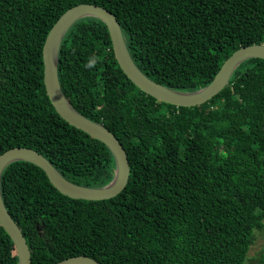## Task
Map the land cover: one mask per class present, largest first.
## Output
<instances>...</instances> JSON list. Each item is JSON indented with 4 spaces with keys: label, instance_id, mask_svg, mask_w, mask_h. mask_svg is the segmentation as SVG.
<instances>
[{
    "label": "trees",
    "instance_id": "obj_1",
    "mask_svg": "<svg viewBox=\"0 0 264 264\" xmlns=\"http://www.w3.org/2000/svg\"><path fill=\"white\" fill-rule=\"evenodd\" d=\"M85 3L117 17L147 77L194 92L235 51L264 44V0H0V155L30 148L67 180L101 188L114 178L112 152L63 120L44 85L47 35ZM58 74L74 108L120 140L131 172L116 198L85 201L62 195L34 164L8 166L2 196L32 264H264V251L248 260L264 231V60L242 63L203 105L177 107L133 84L107 26L86 17L64 38ZM0 264H18L1 226Z\"/></svg>",
    "mask_w": 264,
    "mask_h": 264
},
{
    "label": "water",
    "instance_id": "obj_2",
    "mask_svg": "<svg viewBox=\"0 0 264 264\" xmlns=\"http://www.w3.org/2000/svg\"><path fill=\"white\" fill-rule=\"evenodd\" d=\"M94 17L101 20L111 36L115 58L125 75L141 91L159 102L177 107L200 106L217 96L226 88L236 71L250 59L264 60V44H254L235 51L221 66L214 79L207 86L194 92H179L169 89L147 77L133 61L117 17L102 6L79 4L67 10L53 25L43 47L44 85L56 112L68 124L105 144L112 152L116 169L113 180L101 188L77 185L67 180L55 166L39 152L15 147L0 155V226L11 238L18 256V264H32L31 251L17 223L7 210L1 191V180L5 169L15 162H28L44 171L52 186L62 195L85 201L111 200L126 188L130 177V163L127 152L114 133L103 125L83 116L64 94L58 74L62 43L70 28L80 19ZM56 264H103L87 256H75Z\"/></svg>",
    "mask_w": 264,
    "mask_h": 264
},
{
    "label": "rangeland",
    "instance_id": "obj_3",
    "mask_svg": "<svg viewBox=\"0 0 264 264\" xmlns=\"http://www.w3.org/2000/svg\"><path fill=\"white\" fill-rule=\"evenodd\" d=\"M257 238L255 241V244L252 245L249 253H248V260L254 259L257 257L260 253L264 251V231L261 233H257ZM252 264V262H250Z\"/></svg>",
    "mask_w": 264,
    "mask_h": 264
},
{
    "label": "clouds",
    "instance_id": "obj_4",
    "mask_svg": "<svg viewBox=\"0 0 264 264\" xmlns=\"http://www.w3.org/2000/svg\"><path fill=\"white\" fill-rule=\"evenodd\" d=\"M90 66V65H89Z\"/></svg>",
    "mask_w": 264,
    "mask_h": 264
}]
</instances>
